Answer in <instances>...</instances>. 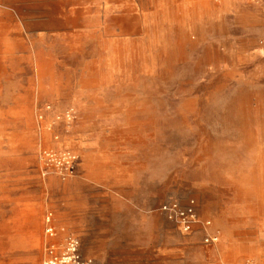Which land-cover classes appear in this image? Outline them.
<instances>
[{
	"label": "rangeland",
	"instance_id": "1",
	"mask_svg": "<svg viewBox=\"0 0 264 264\" xmlns=\"http://www.w3.org/2000/svg\"><path fill=\"white\" fill-rule=\"evenodd\" d=\"M191 199L217 244L158 212ZM68 235L91 264H264V0H0V264Z\"/></svg>",
	"mask_w": 264,
	"mask_h": 264
},
{
	"label": "built area",
	"instance_id": "2",
	"mask_svg": "<svg viewBox=\"0 0 264 264\" xmlns=\"http://www.w3.org/2000/svg\"><path fill=\"white\" fill-rule=\"evenodd\" d=\"M158 212L183 235L194 234L198 230L204 244L218 242L217 234L210 231L211 223L201 220L194 200H171L161 204ZM45 235L49 239L55 238L51 214L45 218ZM43 264H91V261L82 255L78 238L68 235L61 246L50 241L45 247Z\"/></svg>",
	"mask_w": 264,
	"mask_h": 264
},
{
	"label": "crops",
	"instance_id": "3",
	"mask_svg": "<svg viewBox=\"0 0 264 264\" xmlns=\"http://www.w3.org/2000/svg\"><path fill=\"white\" fill-rule=\"evenodd\" d=\"M210 231H212L213 232V230L211 229Z\"/></svg>",
	"mask_w": 264,
	"mask_h": 264
},
{
	"label": "bare ground",
	"instance_id": "4",
	"mask_svg": "<svg viewBox=\"0 0 264 264\" xmlns=\"http://www.w3.org/2000/svg\"><path fill=\"white\" fill-rule=\"evenodd\" d=\"M217 243H218V242H217ZM217 243H216V244H217Z\"/></svg>",
	"mask_w": 264,
	"mask_h": 264
}]
</instances>
